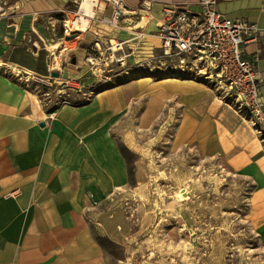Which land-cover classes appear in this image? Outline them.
Instances as JSON below:
<instances>
[{
  "label": "rangeland",
  "instance_id": "obj_1",
  "mask_svg": "<svg viewBox=\"0 0 264 264\" xmlns=\"http://www.w3.org/2000/svg\"><path fill=\"white\" fill-rule=\"evenodd\" d=\"M80 1L44 14L40 18L44 33L33 31L23 38L31 49L46 50L50 72H58L59 77L32 75L30 79L3 64L0 76L17 90L20 110L24 105L39 108L49 121L63 107L90 105L103 90L144 85V103H138L133 115L132 103L137 101L129 103V124L116 135L131 169L137 161L141 179L137 184L132 180L128 200L108 209L112 239L103 236L101 225L96 224L97 241L108 263L264 264V134L260 128L214 82L167 74L154 61L135 64L130 58L124 68L99 60V53L91 50L93 44L81 52L85 46L80 42L94 18L84 32L65 34V21L74 17ZM57 44L54 51L52 46ZM143 50L140 55L149 56L148 49ZM172 80L194 82L188 89L192 101L187 110L172 102L171 96L158 116L148 121L152 92L170 87L172 94ZM216 106L229 109L242 122L236 151H211L216 142L210 138L205 144L202 123L216 120Z\"/></svg>",
  "mask_w": 264,
  "mask_h": 264
},
{
  "label": "crops",
  "instance_id": "obj_2",
  "mask_svg": "<svg viewBox=\"0 0 264 264\" xmlns=\"http://www.w3.org/2000/svg\"><path fill=\"white\" fill-rule=\"evenodd\" d=\"M73 1L6 0L0 14V66L15 67L30 79L58 73L50 72L46 50L31 49L23 38L33 31L44 33L40 18ZM123 2L126 11L117 29L102 24L103 17L112 16V8L99 2L93 29L80 42L85 46L81 52L95 41L116 39L127 41L126 51L132 48L136 58H141L140 44L135 41L138 33H153L163 6L181 0ZM218 11L264 30V0H218ZM259 50L256 67L264 101V38L246 45L245 55L252 58ZM176 81L172 80V94L170 87L152 92L148 121L158 116L171 96L172 102L187 110L192 101L188 89L194 82ZM145 95L143 84L103 90L90 105L63 107L49 121L39 108L24 105L20 110L17 90L0 76V264H110L98 244L96 224L101 225L103 236L111 238L108 209L128 200L132 180L137 184L141 179L137 161L131 169L116 135L129 124V103L137 101L132 103L133 115ZM216 109V120L202 123L205 144L210 138L216 142L211 151L238 150L241 120L229 109Z\"/></svg>",
  "mask_w": 264,
  "mask_h": 264
},
{
  "label": "built area",
  "instance_id": "obj_3",
  "mask_svg": "<svg viewBox=\"0 0 264 264\" xmlns=\"http://www.w3.org/2000/svg\"><path fill=\"white\" fill-rule=\"evenodd\" d=\"M103 1L111 6L112 16L103 17L101 22L117 29L126 11L125 4L123 0ZM5 4L6 0H0V14L4 12ZM65 29L66 35L73 33H68L66 26ZM260 38H264V30L246 19L227 18L218 11V0H181L163 6L153 33L140 32L136 36L140 50L148 49L149 56L137 59L134 49L126 51L127 41L116 39L95 41L91 50L100 54L99 60L124 68L130 58L135 59V64L154 61L164 66L163 71L167 74H183L214 82L234 97L239 108L247 111L251 122L264 134V101L256 67L261 50L252 58L245 55L246 45L256 43Z\"/></svg>",
  "mask_w": 264,
  "mask_h": 264
},
{
  "label": "bare ground",
  "instance_id": "obj_4",
  "mask_svg": "<svg viewBox=\"0 0 264 264\" xmlns=\"http://www.w3.org/2000/svg\"><path fill=\"white\" fill-rule=\"evenodd\" d=\"M98 4L99 0H81L80 7L74 17L72 19L68 18L65 21V26L68 28L67 32H84L87 28V22H90V19L95 18L96 7ZM57 48L58 44L52 47L54 51H56ZM184 192L185 191L183 190L182 193Z\"/></svg>",
  "mask_w": 264,
  "mask_h": 264
},
{
  "label": "water",
  "instance_id": "obj_5",
  "mask_svg": "<svg viewBox=\"0 0 264 264\" xmlns=\"http://www.w3.org/2000/svg\"><path fill=\"white\" fill-rule=\"evenodd\" d=\"M98 55H100V54H98ZM75 60H73V63L75 64ZM52 77H59V74L58 73H53L52 75H51ZM41 127H45V124L44 123H42L41 125H40Z\"/></svg>",
  "mask_w": 264,
  "mask_h": 264
}]
</instances>
